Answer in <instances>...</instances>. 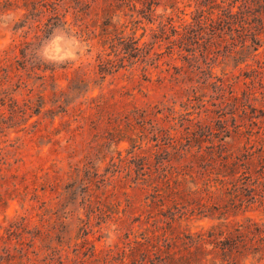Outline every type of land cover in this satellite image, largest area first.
Returning a JSON list of instances; mask_svg holds the SVG:
<instances>
[{
    "label": "rangeland",
    "instance_id": "obj_1",
    "mask_svg": "<svg viewBox=\"0 0 264 264\" xmlns=\"http://www.w3.org/2000/svg\"><path fill=\"white\" fill-rule=\"evenodd\" d=\"M242 3L0 0V264H264V4Z\"/></svg>",
    "mask_w": 264,
    "mask_h": 264
},
{
    "label": "trees",
    "instance_id": "obj_2",
    "mask_svg": "<svg viewBox=\"0 0 264 264\" xmlns=\"http://www.w3.org/2000/svg\"><path fill=\"white\" fill-rule=\"evenodd\" d=\"M243 3L239 6V12L238 14H243V12H241V8L244 9V12L246 10H248L247 12L250 13L253 10H255L256 13H259L260 11H256V8H260V4H264V0H242ZM249 2L251 4H253L254 8L252 9L251 7H249ZM239 3V0H234V4L237 5ZM262 8V6H261ZM230 17L235 16V14L233 13V11H230L229 13ZM55 18H57V16H55ZM31 46V44H29L28 42L25 43V49L23 51V53H21V57L23 59V65L26 63V65H22V69H26V66L28 67L29 63L31 61V58L28 57V55L26 54V52L29 50V47ZM6 58H0V64L5 61ZM1 67V66H0ZM33 69H35V66L33 67ZM40 70V68H39ZM2 71V70H0ZM4 71V69H3ZM34 71V70H33ZM43 73H45L46 70H42ZM1 76V74H0ZM42 78V76H40ZM2 81H0V87L2 86ZM3 101L4 104H2L3 106L6 105L5 100H1V102ZM10 105V104H9ZM44 104L42 107H40L38 110L35 109V112H33L34 115L38 116L41 113L42 108H44ZM19 113H22V111H19ZM32 117V116H31ZM213 244V242H212ZM142 245V244H139ZM223 251L226 249H222ZM133 254L135 255V257L131 258L133 256ZM151 254L155 257V260H159L160 262H164L166 264H168L169 262L172 261V255H171V250L168 248L166 250H163L161 248V246L159 245H155V244H151L150 246H145L144 250H140L138 247H134L130 250V253H124L123 257H122V263H124L125 261H127L128 259H130L133 264H146L148 261L151 262ZM139 255L140 258H137V256ZM140 259V260H139ZM142 261V263H140ZM185 264H193V262L191 261V259L186 258L184 260Z\"/></svg>",
    "mask_w": 264,
    "mask_h": 264
}]
</instances>
